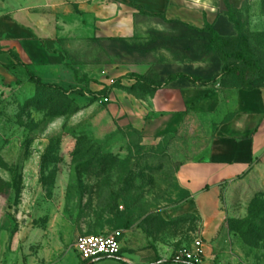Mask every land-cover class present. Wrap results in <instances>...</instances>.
I'll use <instances>...</instances> for the list:
<instances>
[{
    "label": "rangeland",
    "instance_id": "1",
    "mask_svg": "<svg viewBox=\"0 0 264 264\" xmlns=\"http://www.w3.org/2000/svg\"><path fill=\"white\" fill-rule=\"evenodd\" d=\"M238 15L256 54L250 66L192 60L182 47L192 42L205 54L199 33L143 10L135 33L117 38L98 37L79 7L57 17L45 45L65 55L66 70L48 75L60 86L44 83L0 41V264H83L77 238L114 230H122L124 253L161 242L172 258L200 239L203 264H264V158L224 186L206 221L166 219L162 212L190 195L177 178L191 155L187 139L146 138L132 114L135 100L178 84L191 68L202 81L264 86V0L244 1ZM189 136L203 140L193 126Z\"/></svg>",
    "mask_w": 264,
    "mask_h": 264
},
{
    "label": "crops",
    "instance_id": "2",
    "mask_svg": "<svg viewBox=\"0 0 264 264\" xmlns=\"http://www.w3.org/2000/svg\"><path fill=\"white\" fill-rule=\"evenodd\" d=\"M228 1L239 9L246 0ZM77 7L94 20L96 35L105 38L133 35L140 10L197 27L213 23L219 13L227 11L221 0H0V41L44 83L59 84L55 77L68 66L62 52L53 54L46 48V32L58 30L57 17L76 13ZM50 74H55L53 80ZM134 104L132 114L140 121L144 137H184L191 152L177 170L179 184L190 195L165 209L166 219L194 214L206 221L207 211L215 210L224 186L250 173L264 158V86L249 88L221 80L185 87L166 84ZM192 126L202 141L189 136ZM7 237L3 230L4 243ZM163 246L153 242L132 253L122 250L125 259H116L122 264H167L172 251ZM100 259L80 260L92 264Z\"/></svg>",
    "mask_w": 264,
    "mask_h": 264
},
{
    "label": "trees",
    "instance_id": "3",
    "mask_svg": "<svg viewBox=\"0 0 264 264\" xmlns=\"http://www.w3.org/2000/svg\"><path fill=\"white\" fill-rule=\"evenodd\" d=\"M238 14V8L228 7L227 11L217 15L216 20L213 23L206 22L204 27H197L179 19L169 18L167 20L171 24L181 26L184 33L187 31H193L199 33V35L203 38L207 47V50L203 55L199 54L195 50L192 42H186L183 44L182 48L192 60H199L205 56H208L218 63L224 59L235 58L250 66L251 64L256 63V54L247 34L242 29L241 18ZM154 15L166 17L164 14ZM202 78L203 76L199 71L192 70L191 68L188 72L180 74V82H178V84L171 85L185 87L194 83L207 84L215 81V79L210 81H202ZM259 86L260 85L248 87L251 88ZM158 88L159 87L150 89L147 92H152ZM130 226L131 222L128 221L124 223V227L126 229L130 228ZM172 262V259L165 261L167 264Z\"/></svg>",
    "mask_w": 264,
    "mask_h": 264
},
{
    "label": "built area",
    "instance_id": "4",
    "mask_svg": "<svg viewBox=\"0 0 264 264\" xmlns=\"http://www.w3.org/2000/svg\"><path fill=\"white\" fill-rule=\"evenodd\" d=\"M122 230H114L108 234H81L75 248L80 259L84 262L105 257L125 259L121 245ZM205 249L203 241L196 239L192 247H184L172 256L175 263L203 264Z\"/></svg>",
    "mask_w": 264,
    "mask_h": 264
}]
</instances>
